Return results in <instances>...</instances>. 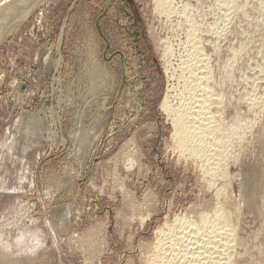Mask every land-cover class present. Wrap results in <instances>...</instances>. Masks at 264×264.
I'll return each instance as SVG.
<instances>
[{
	"label": "rangeland",
	"instance_id": "obj_1",
	"mask_svg": "<svg viewBox=\"0 0 264 264\" xmlns=\"http://www.w3.org/2000/svg\"><path fill=\"white\" fill-rule=\"evenodd\" d=\"M156 1L44 0L0 38V264H176L167 222L216 205L232 238L206 224L194 253L264 264V0ZM213 91L193 158L161 103Z\"/></svg>",
	"mask_w": 264,
	"mask_h": 264
},
{
	"label": "bare ground",
	"instance_id": "obj_2",
	"mask_svg": "<svg viewBox=\"0 0 264 264\" xmlns=\"http://www.w3.org/2000/svg\"><path fill=\"white\" fill-rule=\"evenodd\" d=\"M44 0H31L30 1V3H27L28 2V0H26V2H22V1H20V0H0V11L1 12H5V13H8V12H14L13 13V16H11L10 17V19H9V21H7V22H3V24H2V22L0 23V38L2 39L6 34H7V31L9 32V29H10V23H14V25H15V23L16 24H18L19 22H20V20L22 19V17H24L25 15H26V13L28 12V11H32L35 7H37L38 6V4H40V3H42ZM169 1V0H168ZM165 2L166 1H164V0H157L156 1V4H157V6L156 7H158L159 9H161V10H164L165 9V5H167V4H165ZM13 4V5H12ZM18 4H20V6H18ZM169 7V6H168ZM170 9H168V11H169ZM167 11V12H168ZM0 12V13H1ZM166 12V11H165ZM5 13H2V14H5ZM1 18H3L4 20H7V18H5V16H3V17H1ZM194 26V25H193ZM13 27V26H12ZM11 27V28H12ZM193 29H194V27H193ZM163 48V47H162ZM166 57V56H165ZM166 60V59H165ZM189 64V63H188ZM209 66V65H208ZM210 67V66H209ZM166 68H168V67H166ZM188 68V67H187ZM224 68V67H223ZM189 69V68H188ZM206 70V69H205ZM190 71H191V69H190ZM219 72V71H218ZM207 73V72H206ZM209 76H210V74H209ZM201 83V82H200ZM197 85V84H196ZM195 85V86H196ZM192 86V85H191ZM223 86V85H222ZM198 87V86H197ZM202 87V86H201ZM228 87V86H227ZM192 87H190V89H191ZM206 88V87H205ZM209 88H211V87H209ZM213 89V88H212ZM194 90V89H193ZM203 90V89H202ZM221 90V89H220ZM188 91V90H187ZM191 91V90H190ZM195 92H197V91H195ZM195 92H193V94H192V97L191 98H189V100H185V102L182 104V107H180V108H175L174 106L172 107V104L169 102V99H167V98H165V99H163V101H162V103H161V108H162V110L164 111V112H166L167 114H168V117H169V119L171 120V122H172V126L174 127V130H173V134H174V137H175V140L177 141V145H178V149L179 150H181L182 152H189L188 154L189 155H191V156H194L193 158H195V156H197V155H200V153H202L203 154V152H201L202 150H201V147L199 148V145H202V143L203 142H205V141H207V140H205L204 141V139H205V137H204V139L202 138V141L199 139L200 137H198V136H200L201 135V133H204V134H202V135H206L205 133V131L207 130V132H208V130H209V132L208 133H210V132H213L215 129H217V128H219L220 127V125H219V123L220 122H222L221 121V118H219L220 119V122L218 123V124H216V123H214L215 121L213 120L214 119V117H215V114L217 113L216 111H217V109H215L214 107H213V104L215 103V102H217L218 103V100H216V98L218 97L219 98V93L217 92V94H216V92L215 91H213L215 94H216V96H214L213 97V95H215L214 93L212 94H208V96L207 95H203V94H201V96L200 95H198V94H196V96L194 95V93ZM208 92V91H207ZM255 92V91H254ZM186 93H188V92H186ZM190 93H192V92H190ZM190 93H188V94H190ZM209 93V92H208ZM263 94V93H262ZM174 95V94H173ZM181 95V94H180ZM250 95V94H249ZM177 96H179V95H177ZM184 95H182V97H183ZM189 97H190V95H188ZM221 96V95H220ZM251 96V95H250ZM182 97L180 98V101L181 100H183L182 99ZM254 97V96H253ZM188 98V97H187ZM184 99H186V98H184ZM221 99V98H220ZM247 99V98H246ZM264 99V98H263ZM253 100V99H252ZM179 101V100H178ZM180 101L178 102L179 103V105H180ZM222 102V101H221ZM220 103V102H219ZM219 103H218V105H219ZM264 103V102H263ZM255 105V104H254ZM177 107H179V106H177ZM212 107H213V109H215V110H212ZM264 107V106H263ZM219 109V108H218ZM220 111V110H219ZM218 111V112H219ZM219 113H217V115H218ZM224 115V114H223ZM218 117V116H217ZM254 118V117H253ZM252 118V119H253ZM251 119V120H252ZM217 121H219V120H217ZM216 121V122H217ZM253 121V120H252ZM247 122V121H246ZM254 122V121H253ZM224 123V122H223ZM230 123V122H229ZM228 123V124H229ZM251 123V122H250ZM231 124V123H230ZM242 124H243V122H242ZM221 125H222V123H221ZM225 125V124H224ZM247 125V124H246ZM217 126V127H216ZM226 126V125H225ZM239 126V125H238ZM207 127V128H206ZM240 128H241V126H239ZM249 127V126H248ZM247 127V128H248ZM252 127V126H251ZM250 127V128H251ZM222 129H224V127L222 128ZM239 129V128H238ZM242 130V129H241ZM245 130V129H244ZM220 131L221 130H218L217 129V132H219L220 133ZM214 132H216V130L214 131ZM242 132V131H241ZM200 133V134H199ZM222 133H224V132H222ZM221 133V134H222ZM243 133V132H242ZM199 134V135H198ZM211 135H212V133H210ZM208 135V136H210L211 137V135ZM213 134H215V133H213ZM219 134V137L218 136H214V139L215 138H217V141L216 142H218V140L219 141H221V142H223V144H225L224 143V138H222V136H224V134ZM234 134V133H233ZM218 135V134H217ZM225 135H226V133H225ZM230 135V134H229ZM207 136V135H206ZM236 136H238L237 134H236ZM227 137V136H226ZM241 137V136H240ZM207 138V137H206ZM218 138H220V139H218ZM230 138V137H229ZM233 138V137H232ZM239 139V138H238ZM174 140V139H173ZM216 140V139H215ZM215 140L213 141V142H211V139H210V142L211 143H214L215 142ZM227 140H228V138H227ZM198 141H200V142H202L201 144L200 143H198ZM229 141H230V139H229ZM238 141V140H237ZM240 141V140H239ZM248 141V140H247ZM220 142V143H221ZM175 143V142H174ZM207 143V142H206ZM211 143L209 144V141H208V145H211ZM218 144V148H217V146H215L213 149H212V147H210V149H212V151L214 150V153H217V154H219L220 155V151L222 150V148H220L221 146H223L222 144ZM227 143V142H226ZM230 144H231V141L229 142ZM228 143V144H229ZM176 144V143H175ZM206 144V145H207ZM240 144V143H239ZM172 145H174V144H172ZM177 145H175L176 146V148H175V150L177 149ZM207 145V146H208ZM214 145H217V144H215L214 143ZM204 146V145H203ZM228 146V145H227ZM205 147V146H204ZM224 147V146H223ZM231 147V146H230ZM226 148V147H225ZM228 148V147H227ZM226 148V149H227ZM177 149V150H178ZM202 149L204 150L205 148H203L202 147ZM209 149V148H208ZM219 149H221L220 151H219ZM178 150V151H179ZM206 150H207V148H206ZM181 151L179 152V153H181ZM224 151V150H223ZM222 151V152H223ZM230 151V150H229ZM206 152V151H205ZM209 152V151H208ZM132 153H134V152H132ZM210 153V152H209ZM213 153V152H212ZM135 154V153H134ZM187 154V153H186ZM222 154H224V153H222ZM126 155V154H125ZM182 155H184V153L182 154ZM189 155L187 156V157H189ZM226 155V154H225ZM128 156H131V154L130 155H128ZM206 156L207 157H209L208 155H207V153H206ZM205 156V157H206ZM215 156V155H214ZM228 156V155H227ZM133 157V156H132ZM131 157V158H132ZM201 157H204V156H201ZM212 157H213V155H212ZM211 157V158H212ZM126 158H127V156H126ZM125 158V159H126ZM191 158V157H190ZM210 158V157H209ZM210 158V159H211ZM217 159H219V157H216ZM133 159H134V157H133ZM207 159V158H206ZM217 159H215V157H214V161L216 162L217 161ZM226 159V158H225ZM229 159V158H228ZM237 159V158H236ZM209 160V159H208ZM220 161H221V159H219ZM218 160V161H219ZM224 160V159H223ZM129 161V160H128ZM134 161V160H133ZM133 161H129L130 162V164L133 162ZM203 161V160H202ZM207 161V160H206ZM212 161H213V158H212ZM230 161V160H229ZM125 162H126V160H125ZM204 162V161H203ZM214 162V164H212V162H211V168H209L210 166H208V169L211 171V172H213L212 170L214 169V171H215V167H217V164H218V162H216L215 163ZM200 163H202V162H200ZM206 163V162H205ZM210 163V162H209ZM129 164V165H130ZM203 165H205L204 163H202ZM201 164V165H202ZM221 164H223L222 162H221ZM228 164H229V162H228ZM128 165V166H129ZM133 165V164H132ZM200 165V164H199ZM208 165V164H207ZM210 165V164H209ZM224 165V164H223ZM230 165V164H229ZM128 166H126V167H128ZM218 166H221V165H219L218 164ZM226 166V165H225ZM203 167V166H202ZM207 167V166H206ZM205 167V168H206ZM202 169H204V168H202ZM207 169V173H209L210 174V176L211 175H214L213 173H210V171ZM205 170V169H204ZM203 170V171H204ZM205 172V171H204ZM221 172V171H220ZM219 172V173H220ZM224 172H225V170L222 172V175L224 174ZM229 172V171H228ZM206 173V174H207ZM215 174H216V172H215ZM218 175V174H217ZM220 176V175H219ZM218 176V177H219ZM220 178V177H219ZM222 178V177H221ZM223 178H225L224 176H223ZM210 179V178H209ZM226 179V178H225ZM217 181H218V179H216ZM216 180L215 179H213V177L211 178V183H215L216 182ZM226 181V180H225ZM227 182V181H226ZM210 183V182H209ZM227 184V183H226ZM220 185V184H219ZM224 185H225V183L222 185V186H220L218 189L220 190L221 189V187H224ZM120 187V186H119ZM218 190V191H219ZM216 191H217V189H216ZM222 192V191H221ZM220 192V193H221ZM230 192V191H229ZM219 195V194H218ZM219 197V196H218ZM224 202V201H223ZM213 206V205H212ZM234 207V206H233ZM230 212V211H229ZM230 215V213H228V209H226L225 207H223V206H220V207H218V205H216L215 207H212L210 210H200V211H198L196 214H194V215H192L191 216V214H190V217H188V215H183V216H175V218H173V220L172 221H169V222H167L169 225L171 224V225H173V223L175 222V221H180V222H182V221H185V224H188V225H186V227L184 226V228H186V229H179L180 231H181V233L180 232H177V233H180L181 235H178V234H176L175 235V233H174V236H175V238L176 239H178V240H182V242H183V245H184V247H181L182 246V244H180L179 243V247H181V248H184L186 251H188V252H190L192 255L190 256V255H187L188 256V258L186 259V257H185V259L184 260H182L181 262H179V263H176L175 261H174V258H173V256H175L174 255V252L176 251L174 248H176V247H178V245L175 247V246H173L172 244H168L169 245V247H174L173 248V250H174V252H173V250L171 251L172 252V254H173V256H171V258H173V263L175 262L176 264H207L208 262V257H204V256H200L199 255V253L200 252H198L197 254L198 255H196L195 253L197 252V250H200L199 248H197L196 246H195V248L194 249H192L193 248V244H191V243H193L194 241L195 242H197V244L199 243L200 245H201V247H202V242H203V239H201V235H196L197 233H199V231L201 232V229L206 225V224H209L210 223V225H211V227H212V231L215 233V235L217 234L218 235V232L217 231H220V233H221V231H222V229H224V228H226V230H225V233H226V237L224 236V240L225 241H223L222 243H221V245L223 246V247H226V246H228V244H227V242H229V238H232L231 236V234H233V230L235 229L234 228V222L232 223L231 222V220L229 221V215ZM177 221V222H178ZM188 223H187V222ZM233 221V220H232ZM184 222H182V224H183ZM175 224V223H174ZM182 224H180V226L182 225ZM179 225V223L177 224V226ZM184 225V224H183ZM183 225H182V227H183ZM175 226V225H174ZM176 227V226H175ZM175 227H174V229H175ZM168 228H172V226L171 227H168ZM181 228V227H180ZM201 228V229H200ZM177 230V229H176ZM178 230V231H179ZM202 230H205V229H202ZM93 232L91 233V235H94L96 232H97V228L96 227H94L93 228V230H92ZM193 231V232H192ZM207 231V230H206ZM173 233V232H172ZM191 233H193L192 235V237H190V235H191ZM206 233V232H205ZM219 233V234H220ZM164 234V233H163ZM210 235H211V233H209ZM208 234V235H209ZM222 234H223V232H222ZM99 235V234H98ZM206 235V234H205ZM230 235V236H229ZM207 236V235H206ZM219 236V235H218ZM96 237V236H95ZM166 237V236H165ZM165 237L164 238H162V239H165ZM167 237H169L170 238V235L169 236H167ZM220 237H221V235H220ZM175 238H173V239H175ZM191 238V239H190ZM216 238V237H215ZM223 238V237H222ZM162 239H159L160 241L162 240ZM172 239V238H171ZM171 239H168V240H170V243L173 241H171ZM190 239V240H189ZM221 239V238H220ZM165 241H166V239H165ZM164 240L162 241V242H165ZM175 242H176V244H177V242H179V241H176V240H174ZM172 242V243H175V242ZM219 241V240H218ZM218 241H217V243H218ZM227 241V242H226ZM92 242V241H91ZM161 242V243H162ZM167 242H169V241H167ZM91 244V243H90ZM156 244V243H155ZM157 244H160L159 242L157 243ZM162 244H165L166 245V242L165 243H162ZM162 244H160L161 246H162ZM190 244L191 245H193V246H190ZM208 244V243H207ZM227 244V245H226ZM233 244H235V243H233ZM154 245V244H153ZM175 245V244H174ZM181 245V246H180ZM200 245H198V246H200ZM221 245H218V246H221ZM230 245V244H229ZM164 246V245H163ZM210 246V245H209ZM212 246V245H211ZM214 247L216 246V245H213ZM216 247L214 250L216 251V250H218L217 248H219V247ZM221 246V247H222ZM92 247V246H91ZM157 247H159V246H157ZM165 247V246H164ZM168 247V248H169ZM200 247V248H201ZM221 247H220V249H221ZM168 248H166L167 250L165 251V252H168L169 251V249ZM204 248V247H203ZM211 248V247H210ZM160 249H161V247H160ZM162 249H163V247H162ZM197 249V250H196ZM225 249V248H224ZM223 249V250H224ZM227 249V248H226ZM156 250H158L157 248H156ZM178 250H179V248H178ZM202 250V249H201ZM210 250V249H209ZM209 250H207L208 252H209ZM228 250V249H227ZM159 251V250H158ZM162 251L163 250H161V253H162ZM181 251V250H180ZM179 251V252H180ZM183 251V250H182ZM196 251V252H195ZM205 251V250H204ZM177 253V251H176V255H179L180 253ZM195 252V253H194ZM217 252V251H216ZM219 252H220V250H219ZM218 252V253H219ZM223 252V251H222ZM222 252H220L219 254H221ZM227 251H225V253H226ZM151 253H152V251H151ZM156 253H157V255L160 253V251H159V253L156 251ZM160 253V254H161ZM187 253V252H186ZM204 252H201V254H203ZM207 253V252H206ZM210 253V252H209ZM208 253V254H209ZM224 253V254H225ZM148 254V253H147ZM165 254V255H164ZM169 254V253H168ZM167 254V255H168ZM171 254V253H170ZM171 254V255H172ZM183 254V253H182ZM189 254V253H188ZM212 254V253H211ZM216 254V257H218L219 256V254H217V253H215ZM227 254V253H226ZM154 255V254H153ZM156 254L154 255V256H157ZM163 255L164 256H166V253H163ZM181 255V254H180ZM185 255V254H184ZM204 255V254H203ZM160 256V255H159ZM158 256V257H159ZM181 256H183V255H181ZM186 256V255H185ZM212 256H213V254H212ZM221 256H223L222 258H225L224 256L225 255H220V257ZM162 257V256H161ZM167 257V256H166ZM184 257V256H183ZM214 257H215V255H214ZM154 258H156V257H154ZM149 259H151V258H149ZM153 259V258H152ZM190 259V260H189ZM209 259H210V261H211V256H210V254H209ZM214 259V258H213ZM226 259V258H225ZM155 260V259H154ZM162 261H164L162 264H172V259H170V258H167V260H165V258L163 259V257H162ZM162 261H160V262H162ZM155 262H157V260L155 261ZM159 261H158V263H160ZM212 262V261H211ZM217 262V261H216ZM213 264H214V262H212ZM211 263V264H212Z\"/></svg>",
	"mask_w": 264,
	"mask_h": 264
}]
</instances>
